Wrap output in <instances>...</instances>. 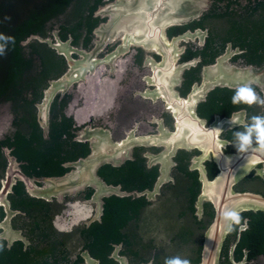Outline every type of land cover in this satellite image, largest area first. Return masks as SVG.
I'll use <instances>...</instances> for the list:
<instances>
[{
  "label": "flooded vegetation",
  "instance_id": "flooded-vegetation-1",
  "mask_svg": "<svg viewBox=\"0 0 264 264\" xmlns=\"http://www.w3.org/2000/svg\"><path fill=\"white\" fill-rule=\"evenodd\" d=\"M40 3L38 31L21 41L30 61L0 98L13 106L0 136V264H202L217 217L205 183L239 154L233 132L264 115V105L232 104L236 87L206 81V70L226 52L230 65L264 67L244 56L264 49V34L253 43L229 21L264 18V0H210L164 29L141 22V0ZM247 84L264 98V78ZM232 116L238 125L222 123ZM9 156L25 179L14 175L5 193ZM230 164L249 168L233 190L264 198V156ZM68 173L65 190L51 183ZM239 214L219 264H264V209Z\"/></svg>",
  "mask_w": 264,
  "mask_h": 264
},
{
  "label": "water",
  "instance_id": "water-1",
  "mask_svg": "<svg viewBox=\"0 0 264 264\" xmlns=\"http://www.w3.org/2000/svg\"><path fill=\"white\" fill-rule=\"evenodd\" d=\"M141 4L143 6H148V10L144 11L148 12V16L142 15L141 22L143 23L144 21H152L155 23V25H157V28L164 29L168 24L180 22L193 16L194 12H201L202 9H207L209 6V0H141ZM201 4L204 5H202L201 8H198V5ZM53 45H55V43H53ZM59 49L62 51L61 48ZM229 58L230 54L228 52L221 56L217 63L213 65V68H216L217 72H213L209 77L206 78V81L214 78V82L216 84L237 87L242 84H247L256 76L262 75V73H264V67L262 69L256 70L251 65L243 67L230 65ZM61 81L62 80L53 81L51 83V87L46 91L44 103L39 105L41 118L48 116V107L55 94L56 85H58ZM197 91H199V88ZM193 96L194 95L191 97ZM257 154L258 153L243 155L231 154L224 156L221 161L223 165L222 173L215 180L205 183V193L208 191L211 192V197L217 206V217L212 226L207 231L202 264H219V254L222 243L231 227L225 222L221 221L219 216L220 208L233 206L238 212L250 208L264 209V198H262L260 194L254 192H236L233 190V184L235 180L247 173L249 168L234 170L230 164V161L242 164L246 162L247 159L251 160L252 156L256 157ZM93 158L94 155L91 157V159ZM9 161L8 179H6L2 188L5 193L12 189V186L16 180L13 177L14 175L18 174L23 180L25 179L21 174V171L15 168L17 165L15 156H9ZM231 175L233 176L231 177ZM71 180H73L72 174L68 173L67 175L60 178H54L51 183H53L54 186H57L56 188H61L63 191L65 188L69 187ZM28 182L29 181H26L27 185ZM28 190L33 195H41L38 189L32 186H28ZM2 236L8 237V234L3 233Z\"/></svg>",
  "mask_w": 264,
  "mask_h": 264
},
{
  "label": "trees",
  "instance_id": "trees-1",
  "mask_svg": "<svg viewBox=\"0 0 264 264\" xmlns=\"http://www.w3.org/2000/svg\"><path fill=\"white\" fill-rule=\"evenodd\" d=\"M15 2L16 0H0V33L12 37L15 41L14 44L8 46L6 56L9 54V58L4 59V55L1 59L0 56V98H6L8 96V92H10L14 80L21 76L23 65L29 63L30 60H27L22 55L23 45L21 41L32 32L38 31L37 28H39V26H37V24L41 21L43 16V14H34L22 23L15 25L14 30L12 24L9 29V23L12 20L11 16H9V12L12 10V6ZM64 3V1H61L62 5ZM56 5L57 3L54 2L51 6ZM254 10L257 9L255 8ZM229 21L232 22V29L236 30V33H239V35H247L248 39L255 40L253 43H258V40L263 37L264 18L230 19ZM244 56L246 62L258 63L264 60V49L260 51L257 49H249Z\"/></svg>",
  "mask_w": 264,
  "mask_h": 264
},
{
  "label": "clouds",
  "instance_id": "clouds-1",
  "mask_svg": "<svg viewBox=\"0 0 264 264\" xmlns=\"http://www.w3.org/2000/svg\"><path fill=\"white\" fill-rule=\"evenodd\" d=\"M14 43L12 37L0 33V56L6 55L8 46ZM231 102L234 105L241 103L249 106L257 103L264 105V98L259 97L250 84H242L235 88ZM222 123H227L230 128L238 125L234 116ZM231 144L236 147L239 154L258 153L264 155V115H252L241 130L233 132ZM219 216L221 221L229 226L238 225L241 221L239 212L233 206L220 208ZM163 264H191V261L188 258L175 255L165 257Z\"/></svg>",
  "mask_w": 264,
  "mask_h": 264
},
{
  "label": "rangeland",
  "instance_id": "rangeland-1",
  "mask_svg": "<svg viewBox=\"0 0 264 264\" xmlns=\"http://www.w3.org/2000/svg\"><path fill=\"white\" fill-rule=\"evenodd\" d=\"M202 5H204V4L198 5V8H201ZM29 8H30V11H29ZM41 8H42V5L40 3V0H16V2L12 6V10H10V12H9V16H11V18H12L11 22L9 23V29L11 28V24L13 27H15L16 24H20L23 21L27 20L28 18L32 17L34 14L40 12ZM201 12H194L193 14H198V13L200 14ZM46 54H47L46 60L49 63L52 62L54 60V57L51 56V54L48 52ZM7 58H9V54L7 56L6 55L4 56V59H7ZM230 58H231V56H230ZM230 58H229V60H230ZM1 59H2V56H1ZM232 65H235V64H232ZM236 65L240 66L238 64H236ZM240 67H243V66H240ZM50 70L52 71V68ZM219 71H220V69H219ZM213 72H217V69L213 68V67L207 68L206 78L209 77ZM263 78H264V73H262V75L256 76L252 80L258 81V80H262ZM12 107L13 106L9 105L7 100L0 103V136L7 129L8 125H9V121H10L9 111L13 112ZM70 184H71V182H70Z\"/></svg>",
  "mask_w": 264,
  "mask_h": 264
}]
</instances>
